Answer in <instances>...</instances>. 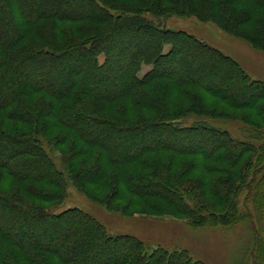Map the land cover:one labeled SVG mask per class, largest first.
Returning <instances> with one entry per match:
<instances>
[{"label":"trees","instance_id":"trees-1","mask_svg":"<svg viewBox=\"0 0 264 264\" xmlns=\"http://www.w3.org/2000/svg\"><path fill=\"white\" fill-rule=\"evenodd\" d=\"M19 1L0 0V264H206L63 208L69 186L122 215L243 224L246 257L264 264V238L249 208L245 223L239 210L250 202L264 221V120L205 105L264 115V81L158 25L171 11L194 15L264 53V0H208L212 10L194 0ZM143 66L151 69L140 75ZM214 121L238 123L247 136ZM161 162L174 180L156 178Z\"/></svg>","mask_w":264,"mask_h":264},{"label":"rangeland","instance_id":"rangeland-1","mask_svg":"<svg viewBox=\"0 0 264 264\" xmlns=\"http://www.w3.org/2000/svg\"><path fill=\"white\" fill-rule=\"evenodd\" d=\"M199 3V7L204 3L211 10L214 9L213 2L208 0H194ZM21 0L17 2V6L21 8ZM233 6V4H232ZM223 7V8H222ZM219 7L221 9L227 5ZM234 7V6H233ZM234 13V11H233ZM13 14V13H12ZM7 15V12H6ZM14 15V14H13ZM150 13L145 14L149 19L157 22V19L150 17ZM240 15V14H239ZM14 16H12L13 18ZM160 26L164 24L167 29L174 31H183L196 37L198 40L203 41L210 46L218 49L223 54H226L237 61L249 75L255 79L264 81V53L254 48L253 46L245 43L242 40L236 39L233 36L221 31L215 25L209 22H200L194 15L180 14L175 11L164 13ZM9 28L12 27L11 21L6 20ZM10 22V24H9ZM162 23V24H161ZM13 30V28H10ZM259 29V28H258ZM168 49L165 48L164 51ZM103 56H99V62L102 63ZM201 63H204L203 61ZM202 69L205 70L204 65L201 64ZM151 69L150 66H143L140 75L145 74ZM220 78V76H219ZM242 86H236L238 92ZM203 95V93H202ZM203 98L208 100L204 95ZM199 99V98H197ZM192 100V96L189 101ZM183 102V100H181ZM208 112L213 111L218 114H223L224 117L229 116L233 118H245L246 120H264L263 114H257V111H236L231 110L227 105L217 106L205 102ZM264 106V104H263ZM190 107L200 110L199 104L191 103ZM182 107H176L177 114L181 113ZM0 121L4 119L0 115ZM213 124L221 129L227 130L229 133L236 137L242 138L247 136L242 131V126L235 122L227 121H214ZM58 155L57 153H55ZM153 170L156 178L160 181H167L169 178L174 180L175 176L170 177L171 168L168 162L154 163ZM226 167V166H225ZM262 186V185H261ZM261 186L258 190L261 189ZM230 198L226 199L229 202ZM258 203L263 202L261 197L257 198ZM101 204V203H100ZM99 203H94L86 198L81 193L77 192L73 187L69 186L67 189V198L63 208L78 207L84 212L89 213L95 217L111 234L128 235L140 239L141 241L151 245L159 246L165 249L172 250L174 248L187 250L194 258L199 259L206 264H253L254 259L251 255L246 257L248 249L247 244L250 242V233L247 226L243 224L236 225L233 228H225L222 226H213L212 222L207 221L205 225L194 227L192 225L191 217H176L172 214H150L146 212L134 211L130 216L122 215L116 211H110L104 208ZM228 206V203H225ZM124 203L120 206H123ZM226 206L222 207L219 212H224ZM243 206V207H242ZM239 210L243 212L244 209L249 208L251 216L256 223V228L259 234L264 238V221L261 223L257 219V211L252 203L247 205L239 204ZM260 211L263 210L261 207ZM246 222L244 217L241 223ZM249 248V247H248Z\"/></svg>","mask_w":264,"mask_h":264},{"label":"water","instance_id":"water-1","mask_svg":"<svg viewBox=\"0 0 264 264\" xmlns=\"http://www.w3.org/2000/svg\"><path fill=\"white\" fill-rule=\"evenodd\" d=\"M158 25L160 26V23Z\"/></svg>","mask_w":264,"mask_h":264}]
</instances>
